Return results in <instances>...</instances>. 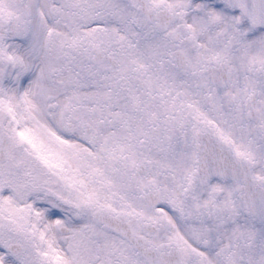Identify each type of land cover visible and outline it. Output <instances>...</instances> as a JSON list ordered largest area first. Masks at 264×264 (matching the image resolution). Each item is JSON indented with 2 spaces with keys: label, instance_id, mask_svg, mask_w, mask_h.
<instances>
[{
  "label": "snow or ice",
  "instance_id": "6c2138e0",
  "mask_svg": "<svg viewBox=\"0 0 264 264\" xmlns=\"http://www.w3.org/2000/svg\"><path fill=\"white\" fill-rule=\"evenodd\" d=\"M0 264H264V0H0Z\"/></svg>",
  "mask_w": 264,
  "mask_h": 264
}]
</instances>
